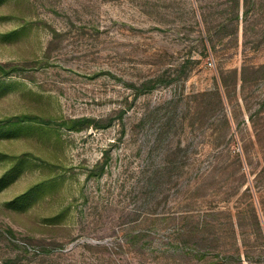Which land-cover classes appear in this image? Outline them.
<instances>
[{"label":"rangeland","instance_id":"1","mask_svg":"<svg viewBox=\"0 0 264 264\" xmlns=\"http://www.w3.org/2000/svg\"><path fill=\"white\" fill-rule=\"evenodd\" d=\"M0 264H264V0H0Z\"/></svg>","mask_w":264,"mask_h":264},{"label":"trees","instance_id":"2","mask_svg":"<svg viewBox=\"0 0 264 264\" xmlns=\"http://www.w3.org/2000/svg\"><path fill=\"white\" fill-rule=\"evenodd\" d=\"M207 39H208V40H209V39L211 40V37H210V38L207 37Z\"/></svg>","mask_w":264,"mask_h":264}]
</instances>
